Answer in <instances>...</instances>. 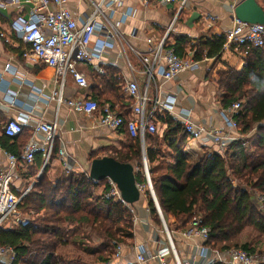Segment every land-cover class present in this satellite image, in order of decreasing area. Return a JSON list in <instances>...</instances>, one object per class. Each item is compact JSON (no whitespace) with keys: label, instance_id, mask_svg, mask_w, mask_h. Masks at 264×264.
Instances as JSON below:
<instances>
[{"label":"trees","instance_id":"trees-1","mask_svg":"<svg viewBox=\"0 0 264 264\" xmlns=\"http://www.w3.org/2000/svg\"><path fill=\"white\" fill-rule=\"evenodd\" d=\"M260 7L264 11V3ZM223 43L224 35H211L198 39L189 48L198 62L219 57ZM179 45L177 41L173 48L182 57ZM99 84L109 86L110 91H93L91 99L100 102L102 94H108L112 101L123 100L117 87L119 81L107 71ZM218 85L223 109L240 103V110L233 116L240 140L229 142L222 153L216 148L207 152L205 148L199 160L191 163L184 151L189 138L182 125L168 115L158 116L157 121L165 128L160 135L144 134V157L156 201L169 230H183L193 218L200 216V226L209 229L207 246L213 250L241 249L254 253L247 244L230 242L247 228L264 235V211L253 199V193L264 195V44L247 53L239 71L226 68L220 72ZM119 114L126 121V115L120 110ZM122 130L131 139L130 146L109 157L120 163L136 162V184L144 185L140 141L130 137L125 127ZM17 137L2 136L1 147L18 155L10 150ZM93 159L96 157L91 152L88 160ZM34 162L38 168L41 166V158ZM45 171L46 167L17 206L20 214L30 216L29 219L10 229L0 227V245L14 249L18 264H91L84 257L94 256L101 264L107 263L111 249L121 244L123 238H131L132 234L126 233L132 223L131 208L105 199L107 185L103 193L96 194V189L105 185L106 180L94 182L87 172L68 171L58 183L52 184ZM232 180L247 188L235 187ZM147 197L151 220L159 225L148 193ZM170 218L174 219L173 224ZM91 243L94 245H88Z\"/></svg>","mask_w":264,"mask_h":264},{"label":"crops","instance_id":"crops-1","mask_svg":"<svg viewBox=\"0 0 264 264\" xmlns=\"http://www.w3.org/2000/svg\"><path fill=\"white\" fill-rule=\"evenodd\" d=\"M24 1L20 0L19 6L0 9V35H3L0 37V138L4 136L2 127L5 122L16 119L21 122L23 132L17 137L16 143L10 147V150L19 154L28 141L42 145L43 137L40 133H33L34 126L40 121H52L56 116L59 123V139L56 141L55 149L63 148L66 151L69 156V169L65 170L62 167L55 153L45 171L48 180L55 184L68 171L88 172V156L91 152L102 148L107 149L108 153L114 149L119 151L121 148L125 149L127 145L129 147L131 139L122 129L120 132L110 131L99 126L95 119L74 113L66 107H61L56 114L53 93L62 91L63 98L69 100L78 97L91 98L93 91H110L109 86L99 84L100 77L104 76L106 71L119 81L117 87L121 90L125 79L130 76L136 79L139 88L142 89L145 85V77L138 59L128 51L125 59L114 44L105 48L99 60L93 61L91 65L78 66V70L86 77L87 88H78L70 76L65 78L61 86L56 81L52 69L43 63L23 57L28 46L17 32L15 22L18 18L25 17L29 11L30 6ZM242 1L244 0H176L168 6H161L158 0H153L148 5H142L139 0H120L117 5L104 11L112 27L123 35L125 42L131 47L143 52L147 48V38L158 42L165 37L166 44L172 48L177 41H180L182 57H185L192 52L189 47L198 39L210 38L211 35H224L228 32L233 25V9ZM255 1L259 6L264 3V0ZM67 7L71 15L81 23L92 11V5L87 0H68ZM207 17H214V22H209ZM102 39L99 33H94L88 50L90 51ZM127 62L130 68L127 67ZM244 63L245 58L236 56L231 51H222L219 57L204 58L198 61L194 69L180 73L169 82L163 81L157 70L154 74L155 81L151 83L149 91L152 97L156 95L155 91H158L157 96L161 103H165L168 97H173L171 99L173 115H186L185 117L194 124L211 125L216 129L224 130L220 117L223 108L219 99V73L226 68L239 71ZM97 68H101L103 74L98 73ZM120 97L123 99L120 102L101 100L98 103L114 104L127 118L130 113V100L124 93H121ZM157 127L162 131L165 128L160 123ZM12 143L10 142L9 145ZM205 148L209 152L215 151V146L207 138L188 139L184 151L189 161L196 163L204 154ZM4 151L5 149L0 147V171L7 169ZM37 158H41L42 161L40 154L34 159ZM131 165L133 166L132 163ZM40 169L41 166L38 168L34 161L32 164L19 165L13 175L12 192L21 195L29 187L32 188L43 173V171L40 173ZM104 189L102 185L95 192L101 194ZM128 207L132 210V217L137 220L133 224L134 230L131 238H123L125 242L122 241L120 244L121 254L118 258L110 259L114 252V248L111 249L107 255L110 259L108 264H135L137 246H142L146 254L150 255L168 247L160 228L155 226L149 215L146 191H140L139 200ZM20 218L19 214L12 216L1 228L10 229L18 223L27 222V219L22 221ZM170 223H174L173 218H170ZM187 226L183 230L171 231L175 251L182 263L229 264L226 250L218 248L215 250L211 248L207 259L203 260L200 257L202 240L196 236H184L183 231H187ZM247 231L251 232V235L244 237V232ZM230 244H247L253 251L264 252V235L253 228H247ZM166 262L174 264L170 254L167 255ZM144 264H158V262L149 260Z\"/></svg>","mask_w":264,"mask_h":264},{"label":"built area","instance_id":"built-area-1","mask_svg":"<svg viewBox=\"0 0 264 264\" xmlns=\"http://www.w3.org/2000/svg\"><path fill=\"white\" fill-rule=\"evenodd\" d=\"M92 5V11L81 23L70 13L68 0H25L24 3L30 6L25 17H20L15 22L16 30L20 34L22 41L28 46V50L23 53V57L33 62L43 63L53 70L55 79L62 84L67 76H70L78 88H87L85 75L78 70V66H88L95 60H99L103 50L114 44L121 56L126 59L127 51L134 55L143 67L145 85L141 89L134 77L125 79L123 93L130 100V113L126 121L120 116L117 106L109 102L98 103L97 101L85 97L75 99H64L62 91L54 92L52 99L56 103V114L61 107L95 119L96 123L113 132H120L125 127L128 135L138 138L141 150L144 151L143 137L145 133L154 134L158 132V116L168 115L174 122L182 125L184 132L191 140L201 138L209 139L219 152H223L229 142L240 140L237 133V125L233 116L240 110V103H232L229 107L220 111L224 130L216 129L211 125H197L191 122L184 115H173V97H168L165 103L158 99L157 92L153 97L149 87L155 81L154 74L158 70L159 75L165 82L172 81L180 73L194 69L198 62L193 59L192 52L185 57H180L174 48L167 45L165 37L158 42L151 38L146 39V50L139 51L128 45L123 35L109 23V19L104 9L117 5L120 0H87ZM142 5H148L153 0H139ZM176 0H158L161 6H168ZM20 0H0V9L19 6ZM209 22H214V17H207ZM99 33L103 39L99 40L89 51L88 47L92 35ZM0 37H3L1 34ZM194 44V43H193ZM264 44V25L245 24L233 19L231 29L224 34L222 51H231L236 56L246 58L251 49L262 47ZM127 67L130 64L127 62ZM98 73L103 74L101 68H97ZM13 102V101H12ZM59 123L55 116L52 121L38 122L33 129V133H40L44 144L36 145L28 141L23 146L18 155L4 151L7 159V169L0 171V227L12 216L18 214L17 206L21 198L28 193L29 187L21 195L12 192L13 175L21 164H32L35 155L40 154L42 165L40 173L52 160L53 149L58 137ZM23 132L21 122L10 119L2 127V133L6 137H16ZM1 147V146H0ZM56 156L65 170L69 169V156L63 148L56 150ZM143 175L146 183L137 185L139 191H147L149 197L155 204V209L161 223L162 233L167 242V248L158 250L153 255L146 254L142 246H137L135 264H144L149 260H156L158 264H167L166 257L171 255L174 264L182 263L175 251L173 241L168 231L162 213L154 195L150 177L148 174L145 157L142 160ZM108 191L105 199H113L121 202L120 194L116 185L110 180H106ZM255 202L264 203V195L255 193ZM124 204V203H123ZM128 207V205L124 204ZM134 216L132 224L136 223ZM200 216L192 219L188 224L187 231H183L186 237L196 236L202 240L200 257L205 260L211 248L205 243L208 239L209 229L200 226ZM229 264H260L264 263V253H249L241 249H227L225 251ZM121 254V245L114 247L113 255L110 259L118 258ZM109 263V262H108ZM105 263V264H108ZM0 264H18L17 255L14 249L7 245H0Z\"/></svg>","mask_w":264,"mask_h":264},{"label":"water","instance_id":"water-1","mask_svg":"<svg viewBox=\"0 0 264 264\" xmlns=\"http://www.w3.org/2000/svg\"><path fill=\"white\" fill-rule=\"evenodd\" d=\"M233 19L245 24L264 25V11L255 0H244L233 9ZM87 176L94 182L110 180L116 185L120 199L126 205L132 206L139 200L140 191L131 164L120 163L109 156L96 158L90 162Z\"/></svg>","mask_w":264,"mask_h":264},{"label":"rangeland","instance_id":"rangeland-1","mask_svg":"<svg viewBox=\"0 0 264 264\" xmlns=\"http://www.w3.org/2000/svg\"><path fill=\"white\" fill-rule=\"evenodd\" d=\"M118 91H120L122 94H123V90H121V88H119L118 87ZM121 95V94H120ZM102 101H108V100H112V98L108 95V94H102V96H101V98H100ZM264 125V124H263ZM161 132H162V130H161V128L160 129H158V135H160L161 134ZM189 140H190V138H189ZM145 149V148H144ZM162 150L164 149L163 147L161 148ZM145 151V150H144ZM144 151H142L141 150V148H140V152H141V164H142V160H143V156H144ZM205 151V150H204ZM207 151V150H206ZM115 152H117V150L116 149H114L113 151H111V153H108V150L107 149H104V148H102V149H98V150H96V151H93L92 153H94V156L96 157V158H101V157H104V156H112L113 154H115ZM207 152H209V151H207ZM89 164H90V161H89ZM132 164H133V166L135 167V170H137V168H136V162H132ZM142 168H143V166H142ZM87 171H88V169H87ZM47 177V176H46ZM48 178V177H47ZM49 179V178H48ZM232 182L234 183V186L235 187H243V188H245L246 186H244V184H242V183H240V182H238L237 180H232ZM145 183H146V181H145ZM106 185H107V183L105 184V185H103V187H106ZM247 188V187H246ZM146 193H147V191H146ZM255 198V194L253 193V199ZM258 207H260L261 208V210H263L264 211V207L263 206H261L262 204L261 203H257L256 204ZM17 213L20 215V219H22V221H25L24 219H29V217L30 216H27V215H21L20 214V212H19V210H17ZM17 214V215H18ZM26 220V221H27ZM160 221V220H159ZM153 223L155 224V226H157V227H159L160 228V231L162 232V229H161V223L159 224V225H157L154 221H153ZM166 225V224H165ZM166 227H167V225H166ZM129 229H131V230H127L126 231V233H132L133 232V230H134V227H133V224L130 222V228ZM168 229V228H167ZM168 231L170 232V234H171V231H172V228H170V230L168 229ZM245 233V235H244V237L245 236H249V235H251V232H244ZM163 234V233H162ZM163 236H164V234H163ZM171 236H172V234H171ZM243 237V236H242ZM164 238H165V236H164ZM73 241H78V238H73ZM123 242H125V241H123ZM239 243V242H238ZM93 243H91V244H88V245H92ZM94 245V244H93ZM237 245H239V244H237ZM254 253H257V254H262V253H264L263 251L261 252H257V251H254ZM81 254V253H80ZM82 255V254H81ZM84 259L87 261V262H89V263H91V264H99L100 262H98L97 260H94V259H96V256H94V257H84Z\"/></svg>","mask_w":264,"mask_h":264}]
</instances>
